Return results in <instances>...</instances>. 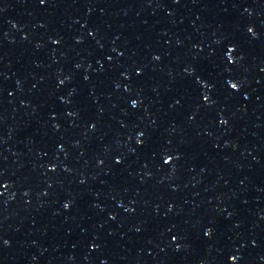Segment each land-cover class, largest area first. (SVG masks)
I'll return each mask as SVG.
<instances>
[{
    "label": "snow or ice",
    "instance_id": "6c2138e0",
    "mask_svg": "<svg viewBox=\"0 0 264 264\" xmlns=\"http://www.w3.org/2000/svg\"><path fill=\"white\" fill-rule=\"evenodd\" d=\"M233 87H235V85H233Z\"/></svg>",
    "mask_w": 264,
    "mask_h": 264
}]
</instances>
